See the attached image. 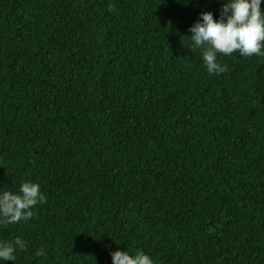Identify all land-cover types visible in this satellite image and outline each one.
I'll list each match as a JSON object with an SVG mask.
<instances>
[{
	"label": "trees",
	"instance_id": "1",
	"mask_svg": "<svg viewBox=\"0 0 264 264\" xmlns=\"http://www.w3.org/2000/svg\"><path fill=\"white\" fill-rule=\"evenodd\" d=\"M222 3L0 0V191L47 195L15 264H264V56L189 38Z\"/></svg>",
	"mask_w": 264,
	"mask_h": 264
},
{
	"label": "clouds",
	"instance_id": "2",
	"mask_svg": "<svg viewBox=\"0 0 264 264\" xmlns=\"http://www.w3.org/2000/svg\"><path fill=\"white\" fill-rule=\"evenodd\" d=\"M179 2V0H177ZM190 0H184L188 4ZM264 0H223L218 18L210 11L200 13L190 28L189 37L193 49L201 52L202 61L209 74L226 71V65L218 62L217 54L242 56H264ZM47 202L46 193L39 183L22 182L17 191H0V221L15 224L29 221L34 208ZM26 248V243L16 238L14 243L0 239V264L16 261V252ZM43 250L37 253L42 255ZM112 264H156L153 257L143 250L131 253L116 250L110 253Z\"/></svg>",
	"mask_w": 264,
	"mask_h": 264
}]
</instances>
